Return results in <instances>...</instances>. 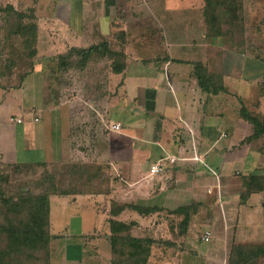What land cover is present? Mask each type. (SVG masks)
I'll use <instances>...</instances> for the list:
<instances>
[{
    "label": "crops",
    "instance_id": "crops-1",
    "mask_svg": "<svg viewBox=\"0 0 264 264\" xmlns=\"http://www.w3.org/2000/svg\"><path fill=\"white\" fill-rule=\"evenodd\" d=\"M7 4L14 5L16 9L27 8L18 6L15 1ZM201 5L202 0H39L38 5L30 6L35 14L34 58L49 59L70 47L85 48L100 41L101 37L113 38L126 56L123 73L111 74L118 82V95L109 101L111 106H115L116 114L122 116L109 120L110 126L118 122L121 128L116 130L106 126L105 130V163L114 178L101 182L103 187L100 185L102 190L99 192H92L90 174L89 189L80 184L82 189L74 193L49 196L50 206L51 197L59 196L60 205H68L66 209L69 206L72 209L82 207L81 212L88 214L92 228L71 233L77 236L75 241L70 238L72 240L67 242H58L61 256L63 253L67 255L55 261L51 250L53 234L49 210L51 240L45 264H85L86 260L82 259L79 251L87 250L81 245L86 240H92V253L96 254L91 264H111L108 219L122 226L126 234L170 242L132 243L129 258L132 251H138L140 246L146 247V254L149 252L148 257L144 256V263L140 257L138 264H227L233 245L264 243V181L259 190L251 192L245 199L240 198L249 174L264 176L262 144L259 139L245 141L251 135L252 127L239 115L241 102L249 105V109L252 105L253 79L247 81L224 72L226 51L222 46L220 49L218 38L204 34L205 25L199 28L202 36L197 38L179 37L171 29V12L187 14L196 9L201 14ZM147 21L152 22L151 25L146 24ZM192 21L204 23L200 15ZM185 30L190 31L188 28ZM194 61L206 62L210 71L223 73L225 90L216 93L202 91L193 75ZM250 72L251 79L254 72ZM240 81L248 85L247 91ZM4 90L0 88V91ZM241 91L249 93V97L246 98ZM68 102L61 99L60 104L53 106L58 108L54 123L59 132L55 137L51 133L56 129L51 127L50 134L46 131V124L41 122L42 118L37 113L39 109L35 106L31 105V112L24 109L25 117L8 114L0 117L1 162L9 165L45 162L48 167L51 163L68 162L74 151L80 152V148L75 149L70 140V128L76 116H72ZM2 103L0 99V105ZM60 107H64L62 115ZM17 119L21 121L17 122ZM88 134L84 139L88 141L85 154L90 165L92 133ZM28 141L32 144L29 145ZM153 145L160 147L168 156H176V151L183 153V161L165 167L160 175L150 176L148 168L157 160L155 156L163 157L157 154ZM168 147H171L170 152L166 151ZM197 151L204 153L206 159L211 154L221 155L220 167L213 168L211 163L208 164L216 174L206 166V160L202 158L203 163H200L196 156H192ZM32 154L33 158L29 156ZM237 166H243L245 173L235 170ZM191 169L198 171L194 175L189 172ZM89 172H92V165ZM224 172L225 177L222 176ZM231 173L240 177L235 175V181L230 178ZM154 194L161 195L160 203L155 202ZM193 203H199V206L191 209ZM123 204L161 209L141 214ZM116 205L121 206L114 212ZM184 205H189V221L186 231L180 233L177 219L181 215L168 211ZM200 208L207 210L204 219L216 224L214 230L203 231L210 232L206 241L210 243L209 249L205 253L186 244L190 232L197 226L195 222L200 220ZM81 212L75 211L73 217ZM59 234L56 239L60 238ZM201 236V241H204ZM102 239L109 242L110 255L104 253L106 255L102 256L101 248L94 243ZM256 264H264V253L257 257Z\"/></svg>",
    "mask_w": 264,
    "mask_h": 264
},
{
    "label": "rangeland",
    "instance_id": "rangeland-1",
    "mask_svg": "<svg viewBox=\"0 0 264 264\" xmlns=\"http://www.w3.org/2000/svg\"><path fill=\"white\" fill-rule=\"evenodd\" d=\"M16 2V0H0V6H4L7 3H13ZM197 2V1H196ZM142 3H146L148 5H151L152 3L149 1H142ZM196 4V3H195ZM38 5V3H37ZM241 8L237 10L236 17L234 18L235 21H230V14L229 11L224 10V22L218 21V31H221L219 34V39H225L226 43H221L220 49L222 46V50L226 51V56L224 57V60H226L225 64H223L224 72L230 73L232 77H239L246 78L247 73H249V68L243 69V65L247 61V56H254L257 53L263 52L264 53V34L262 29V20L264 16V0H240ZM18 6H28L31 5L25 4H19ZM36 6V5H35ZM202 6V5H201ZM20 8V7H18ZM19 10H22L21 8ZM4 13V12H2ZM161 14V12H159ZM226 13V14H225ZM175 14V15H174ZM10 16H13V14H9ZM201 16L199 12L196 9L190 10L187 14H181L176 12H171L170 18V24H172L171 29L176 31L179 35V37H187V38H197L201 37L200 35L201 31L199 28H202L204 26V23H197L196 21H192V18L195 20ZM223 14H220V17H222ZM178 17V18H176ZM202 17V16H201ZM5 17L0 18L3 20ZM12 19H10L11 21ZM230 21V22H229ZM18 23V21H13ZM149 23V24H148ZM152 22L147 21L146 24L151 25ZM6 24L9 25V23L6 22ZM184 27V29L182 28ZM185 28L190 29V31H186ZM181 29L183 31V35L181 34ZM203 30V29H202ZM213 31V29H210ZM209 30V32H210ZM226 31V33H225ZM6 31L3 30V32L0 30V46L5 45L6 41H4ZM165 34V32H162ZM7 36H10L7 35ZM167 36V34H166ZM13 38V37H12ZM104 37H101L103 39ZM100 39V40H101ZM13 40V39H12ZM6 43V45H13V41ZM111 40V41H110ZM109 46L112 49L118 50V52H122L121 48H118V44L115 43L113 38H108ZM238 46H237V45ZM19 43L15 42V47L18 46ZM24 48V47H23ZM22 47L18 48V52L20 55L22 52H20ZM215 51V49H213ZM232 51L234 53H232ZM246 54H249L246 56ZM23 55V54H22ZM231 56V57H230ZM11 56L8 53V50H2L0 49V67L4 66V71H7L5 66L8 65V59ZM40 58V56H38ZM111 60L106 57H103L99 53H94L93 56L88 60V62L84 66H80L77 64V57L74 56L70 58V65L65 71H61L60 73H56L55 75H51L50 77H47V75L44 73V69L49 66L53 65L54 62H56L55 59H46V58H35L30 59L27 56V59L23 60L19 64V67L21 69L19 70H13L11 74H5L2 75L0 78V84L5 83L8 84V88H4L5 90L2 92L0 91V99L3 101V105H0V117L6 116L5 114H8L10 116H23L25 117L26 114H23L24 109L28 112L32 111V106L37 107L39 110H37V113L40 115L41 122H44L46 124V131L50 134L51 127L55 126V114L56 109L53 108V106L60 104L61 99L69 100V108L72 116L75 117V121L71 124V133H70V140L71 143H73V147L80 148V152L74 151L75 153L71 155L69 158V161H87V155L85 154V151L88 147V141L87 134L89 132L92 133V162H104L105 163V143L107 146V137H106V126L111 127L109 120L114 119L115 117H122L120 114H116L114 107L111 106V103L109 101H113V99L118 95V89H117V80H113V75L110 73L111 70ZM31 62L34 67V71L29 72V74H24L25 71L24 67H29L31 65ZM24 69V70H23ZM1 71V70H0ZM44 71V72H43ZM43 72V73H41ZM254 72H258V70ZM251 73V72H250ZM239 83L238 80H234ZM233 81V82H234ZM241 86H246L247 84L243 81H240ZM12 84H14L12 86ZM11 86V87H10ZM248 86V85H247ZM247 86L244 88V90L247 91ZM10 87V88H9ZM249 88V87H248ZM242 92V91H241ZM245 94V92H242ZM255 93V92H254ZM60 95L59 99L57 95ZM258 94V91H256V94L251 97V100L257 99L256 96ZM249 93H246V98L249 97ZM3 97V98H2ZM32 105V106H31ZM260 110V109H259ZM35 113V111L33 110ZM64 112V107H60V115H62ZM13 122V119H10ZM60 122V119H59ZM75 131V133H72V131ZM59 130H54V133H51L53 137H55L58 134ZM89 135V134H88ZM79 137V138H76ZM195 141V140H193ZM197 142V141H196ZM262 146L264 145V139L260 140ZM28 144L31 145L32 141H28ZM153 147L156 149V152L158 155L162 154V156H155V159H161L168 157L164 153L160 147L153 145ZM171 147H168V150L166 151L170 152ZM171 152H174L172 150ZM160 153V154H159ZM178 156V159L176 163L169 164L167 159H163L165 167L169 165H175L180 164L183 160L181 156L183 153L177 152L174 154ZM31 158L34 157V154L29 155ZM193 157L200 160V163H203V160H206L204 163H206V166L210 168L213 166V168H216L215 166L220 167V159L221 155L211 154L209 158H205V154L197 151L195 154H192ZM37 156H35L36 158ZM39 157V156H38ZM42 158L44 159V156L42 154ZM155 160V161H157ZM212 164L209 166L208 164ZM190 164V163H188ZM13 165H9L7 167V164H4V162H1L0 160V176H4L3 179L7 181L8 183V177L10 178L9 181L18 182V181H24L27 184H32L35 180L39 179V177L43 176L45 173L44 170H50L51 168L46 169L45 165H38L35 167L36 171H28L22 168V174L21 176H16V169L15 167H12ZM51 167V166H50ZM144 167L146 165L144 164ZM172 167V166H171ZM235 170H239L243 173H245V168L243 166H237L234 168ZM10 170V171H9ZM211 172L214 171L210 168ZM196 171L198 170H189V172L193 173L195 175ZM233 172V171H232ZM19 173V172H17ZM215 173V172H214ZM10 174L12 177H10ZM27 174V175H23ZM216 174V173H215ZM213 174V175H215ZM222 174V173H221ZM237 175V174H235ZM234 174H230V178L233 180H237L236 176ZM244 175V174H243ZM222 176H226L225 172L222 174ZM239 175H237L238 177ZM240 177V176H239ZM110 178H114V176L111 174ZM195 178V176L193 177ZM247 178V176L245 177ZM245 178L243 180H245ZM247 180V179H246ZM1 181V180H0ZM21 183V182H19ZM101 187L102 184H101ZM8 195V194H7ZM154 200L157 203H160L161 195L160 194H154ZM199 206V203H193L192 208H197ZM68 205H60L59 196H52L51 197V206H50V221L52 223V234H53V245L51 250L53 251V259L55 261H60L65 257L67 254L63 253L61 256V252L58 250L57 244L58 242H67L68 240H74V237H77L71 233H75L76 231H79L80 229L85 230L92 228V223H90L91 219L88 218V214L82 213L81 209L82 207L73 208L69 206L68 209H66ZM200 213L198 214V218L200 220L195 224H197L196 228H193V231L190 232L189 238L187 239L186 244L189 246H193L195 249L198 247V252L205 253L207 251L209 242L201 241L200 236L202 235L203 231L205 229H212L216 228V224H212L211 222H207L204 217L207 215V210L200 208ZM76 212L80 216H75ZM166 214H168L166 212ZM177 217V216H176ZM212 217V214L209 216V218ZM170 218H173L170 216ZM182 216H180V219ZM180 219H177L178 223L180 222ZM173 220V219H172ZM69 222V223H68ZM82 222V223H81ZM68 223V224H67ZM67 224V225H66ZM83 224V225H82ZM66 226V227H64ZM220 229V228H218ZM59 234V239L57 238V235ZM69 233V234H68ZM72 238V239H70ZM56 239V240H55ZM82 246L86 247V251L81 249V252L79 251V254L83 255L82 259L86 260L85 264H91L92 260L95 259L96 254L93 252L92 247V240L91 241H83ZM94 243H97L99 247L102 250L101 255L104 256L106 254H109L110 251V244L105 239H102L100 241H94ZM237 244H244L248 245L249 243H237ZM182 252V250H179ZM90 252L88 255L87 253ZM106 253V254H104ZM146 254V247H139V250H133L130 258L132 260H137L138 263L140 261V257H144ZM87 255V256H86ZM93 255V259H92ZM159 255L162 257L159 253ZM91 256V258H89ZM168 258L167 256H165ZM183 258H185V253H183Z\"/></svg>",
    "mask_w": 264,
    "mask_h": 264
},
{
    "label": "trees",
    "instance_id": "trees-1",
    "mask_svg": "<svg viewBox=\"0 0 264 264\" xmlns=\"http://www.w3.org/2000/svg\"><path fill=\"white\" fill-rule=\"evenodd\" d=\"M22 7L27 8L19 10L11 4L0 6V18L5 17L0 22V30L2 32L3 30L6 31L4 41L9 44L13 39V45L10 46L5 43V45L0 46V49L8 50L11 56L7 58L9 60L8 65L5 66L7 71H4V66L0 67V78L2 75L11 74L14 69L20 70L21 67H19V64H22L21 62L27 59V56L30 59H35V52L33 50L35 42V14L30 7ZM240 8V0H202L200 13L205 25L204 34L210 38L219 37L221 31H218V21L224 22V10L229 11L230 14L228 15H231L230 21H235L233 17L237 18L236 12ZM10 13L14 15V19L13 16L9 15ZM220 14H223L222 17H220ZM10 19L12 20L10 21ZM29 19L31 20L28 21ZM13 21H18V23ZM261 25L264 34V16ZM210 29H213V31ZM9 34L10 36H7ZM218 41L220 43H226L224 38ZM15 42L19 43L16 47ZM109 43L108 39L104 37L97 43H92L85 48L70 47L64 53L49 58L55 59L56 62H54V66H47L44 69L45 72H43L47 77H50L51 75L60 73L62 70L65 71L70 65V58L74 56L77 57V64L84 66L94 53H99L103 57L112 59L110 73L121 74L126 68V56L123 50L122 52H118V50L112 49ZM20 47H24L20 50L23 55H20L17 50ZM247 57L250 58L245 62V69L247 70L249 68L253 72L256 69L258 72H254L250 79L249 76L251 73L249 71L245 80L250 81L253 79L255 92L253 96L256 94V91H258V94L256 96L257 99L251 100L252 105H250V109L249 105L241 102L239 115L242 120L249 123L252 127V133L245 141L257 139L260 141L264 139V53L256 52V55ZM192 64L193 75L202 91L216 93L220 90H225L223 73L210 71L206 62L194 61ZM24 69L25 71L22 75L34 71L32 62L29 67H24ZM0 88H8V84L1 83ZM57 97L60 98V95L58 94ZM105 147L107 148L106 143ZM262 148L264 150V145ZM45 164V162H39L37 164H15L12 167L16 169V176H21L22 168L26 170L25 172H32L36 171L35 167L38 165L43 166ZM48 165L47 167L46 164V169H51L44 170L45 173L43 176L32 182V184H27L24 181H16L13 183L9 181V177L7 183L3 179L4 176H0V264H45V260L48 258L51 240L49 232V196L51 194L74 193L77 189H82L81 185L85 186V189H89L88 181L90 174H92L90 178L92 179V192H99V190H102L100 187L101 182L108 181L111 175L109 173V165L104 162L93 161L90 164L92 165V172H89L90 165L85 161L55 162ZM7 167H9V164H7ZM10 177H12L11 174ZM263 181L264 176L249 174L245 182V190L240 193V198L245 199L251 192L259 190ZM119 206L116 205L113 207H116L113 209L114 212L118 211L117 207ZM123 206L130 207L141 214H148L161 209L155 206L149 207L137 204H123ZM188 211L189 205L179 206L174 210L168 211L170 214L182 216L178 223L180 233L186 231L189 221ZM108 222L111 229V235L109 236L112 251L111 264H138L136 260H131L128 257L129 247L132 243H170L167 240L140 238L128 233L126 234L125 229L118 225L117 222L111 219H108ZM262 253H264V243L248 245L235 244L230 249L227 264H256L257 257ZM148 254L149 252H147L146 257H148ZM146 257H143L144 260L142 263H144Z\"/></svg>",
    "mask_w": 264,
    "mask_h": 264
},
{
    "label": "built area",
    "instance_id": "built-area-1",
    "mask_svg": "<svg viewBox=\"0 0 264 264\" xmlns=\"http://www.w3.org/2000/svg\"><path fill=\"white\" fill-rule=\"evenodd\" d=\"M23 2L25 4H29L31 6H35L37 5V3L39 2V0H16V4H23ZM35 120H37V118H35ZM20 119H17V122H20ZM111 128L112 129H120L121 128V124L120 123H113L111 124ZM163 159H167L169 164H173L176 162L177 157L176 156H168L166 158H161L158 159L157 161L153 162L152 164H150L149 168H148V172L150 176H157L163 173L165 165L163 162ZM202 240H204L205 242L209 240L210 238V232L209 231H205L202 236H201Z\"/></svg>",
    "mask_w": 264,
    "mask_h": 264
}]
</instances>
